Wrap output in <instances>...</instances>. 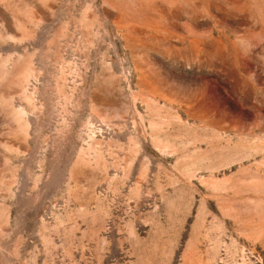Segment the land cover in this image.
Here are the masks:
<instances>
[{"label":"rangeland","instance_id":"1","mask_svg":"<svg viewBox=\"0 0 264 264\" xmlns=\"http://www.w3.org/2000/svg\"><path fill=\"white\" fill-rule=\"evenodd\" d=\"M0 264H264V0H0Z\"/></svg>","mask_w":264,"mask_h":264}]
</instances>
